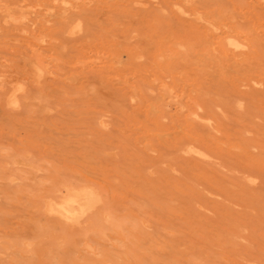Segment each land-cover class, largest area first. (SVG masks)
Masks as SVG:
<instances>
[{
	"label": "rangeland",
	"instance_id": "obj_1",
	"mask_svg": "<svg viewBox=\"0 0 264 264\" xmlns=\"http://www.w3.org/2000/svg\"><path fill=\"white\" fill-rule=\"evenodd\" d=\"M0 264H264V0H0Z\"/></svg>",
	"mask_w": 264,
	"mask_h": 264
},
{
	"label": "bare ground",
	"instance_id": "obj_2",
	"mask_svg": "<svg viewBox=\"0 0 264 264\" xmlns=\"http://www.w3.org/2000/svg\"><path fill=\"white\" fill-rule=\"evenodd\" d=\"M180 11H181V10H180ZM3 82H4V81H3ZM18 90H19V89H18ZM12 91H13V90H12ZM204 122H205V121H204ZM196 149H197V148H196ZM248 179H249V178H248ZM66 190H67V189H66ZM68 190H69V189H68ZM71 190H72V189H71ZM71 190H70V192H68L69 194H71V193L73 192V190H72V192H71ZM87 190H88V189H87ZM63 192H64V191H63ZM74 192L77 193V191H74ZM80 192H81V191H80ZM82 192H83V191H82ZM76 193H75V194H76ZM83 193H84V192H83ZM85 193H86V192H85ZM71 195H73V193H72ZM85 195H86V194H85ZM94 195H95V194H94ZM77 196H78V195H77ZM83 196H84V195H83ZM78 198H79V197H77V199H78ZM81 199H82V198H81ZM63 201H64V200H62V202H63ZM76 201H77V200H76ZM64 202H68V200H66V201H64ZM70 202L73 203L72 200H71ZM57 203H58V202H56V204H57ZM60 203H61V202H60ZM68 203H69V202H68ZM68 203H67V204H68ZM75 203H76V202H75ZM54 204H55V203H54ZM54 204H53V206H56V207H57V205H54ZM58 204H59V203H58ZM62 204H63V203H61V205H62ZM63 205L66 206V204H63ZM72 205H74V204H72ZM75 205H77V204H75ZM81 205H82V204H81ZM81 205H80V207H81ZM59 206H60V205H58V207H59ZM46 207H47V206H46ZM62 207H64V206H62ZM80 207H79V208H80ZM52 208H53V207H52ZM76 208H77V207H76ZM81 208H82V207H81ZM84 208H85V207H84ZM73 209H74V208H73ZM77 209H78V208H77ZM77 209H74V211H77ZM82 209H83V208H82ZM46 210H47V209H46ZM52 210H53V209H52ZM59 210H60V209H59ZM62 210H63V211H62ZM78 210H79V209H78ZM83 210H84V209H83ZM54 212H56V211H54ZM60 212H64V209L62 208V209L60 210ZM68 212H69V211H68ZM68 212L65 211L64 213H68ZM77 212H79V211H77ZM85 212H86V210H85ZM69 213H71V212H69ZM72 213H73V212H72ZM72 213H71V214H72ZM83 213H84V212H82V214H83ZM73 214H75V213H73ZM73 214H72V215H73ZM78 214H79V213H78ZM68 215H69V214H68ZM75 215L77 216V213H76ZM75 215H74V216H75ZM79 215H80V214H79ZM72 217H73V216H72ZM73 218H74V217H73Z\"/></svg>",
	"mask_w": 264,
	"mask_h": 264
}]
</instances>
